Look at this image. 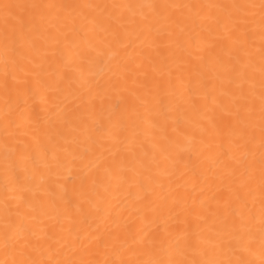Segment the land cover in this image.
<instances>
[{
	"label": "snow or ice",
	"instance_id": "1",
	"mask_svg": "<svg viewBox=\"0 0 264 264\" xmlns=\"http://www.w3.org/2000/svg\"><path fill=\"white\" fill-rule=\"evenodd\" d=\"M0 264H264V0H0Z\"/></svg>",
	"mask_w": 264,
	"mask_h": 264
}]
</instances>
